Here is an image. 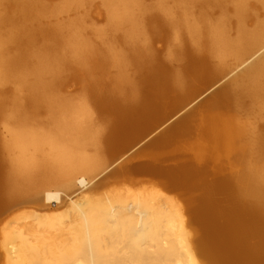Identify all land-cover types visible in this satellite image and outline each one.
I'll return each mask as SVG.
<instances>
[{
	"label": "bare ground",
	"instance_id": "6f19581e",
	"mask_svg": "<svg viewBox=\"0 0 264 264\" xmlns=\"http://www.w3.org/2000/svg\"><path fill=\"white\" fill-rule=\"evenodd\" d=\"M82 1L85 0H65L62 8L77 6ZM176 1L184 3L187 9L177 18H172V11L162 3L159 6L168 17L164 23L185 28L197 50L193 53L186 48L183 52L191 59L188 69L190 77L198 78L206 73L214 77H227L248 62L215 94L221 97L218 104L220 111L216 114L215 111L211 112L206 119L208 142L214 148L226 151V157L230 154L237 164L239 160L244 164L232 175L217 176L214 186L226 191L229 198L225 206L218 205L206 195L202 207L196 209V217L203 221L201 226L204 228L199 242L203 243L208 237L199 255L191 244L187 224L181 215L169 213L160 203L155 207L147 198H136L134 204L125 205L121 211L112 209L108 214L114 223L106 224L105 229L112 235L120 229L131 236L133 233L136 245L142 244L147 237L157 240L160 243L157 256L148 257V262L152 264H202L199 258L205 264H264V164H258L264 162V133L261 135L256 131L257 121L250 123L257 125L252 127L242 120H235L250 114L253 108L250 115H259L256 107L262 114L264 112V0ZM103 2L108 7L111 31H123L120 38L128 51L108 45L109 41L104 35L106 29L96 30L104 47H94L83 37L76 23L74 27L57 24L47 29L38 28L44 33L45 43L36 47L33 45L36 33L24 25H16L19 19L38 17L43 9L40 2L8 0L11 9L21 13L19 18L0 11L1 23L14 25L0 35V85L11 80L15 85L9 107L5 108V101L0 100V122H6L8 132V138L2 144L9 152L7 166H0V211L17 201L29 200L33 190H41L47 185L60 183L68 188H85L91 183L85 177L86 173L95 172L103 166L83 151L85 140L96 144L100 142V134L93 130L91 124L95 108L93 104L117 117L115 125H118V129L114 135L119 137L120 134H130L137 125L160 110L166 89L182 86L177 73L156 64L146 50L141 49L144 31L135 13L138 2ZM13 47L17 51L11 56L6 55V49ZM258 52L261 53L254 58ZM131 61L142 68H149L150 73L144 83L152 92L133 100L129 106L125 102L128 96L125 94L131 93L133 96L134 92H138L125 73ZM110 67L117 69L113 88L102 84L98 78V74L105 73ZM68 70L73 71L75 78L87 81L90 97L73 102L54 93L55 87L64 82ZM164 86L166 89L162 88ZM32 112L36 115L44 112L47 115L46 125H31ZM244 132L248 133V137L242 143ZM208 150V147H204L205 153ZM255 155L257 159L253 158ZM250 156L253 159L248 160ZM140 170L164 176L175 175L170 168L156 169L149 164L140 165ZM200 172L191 165V169L183 171L184 178L179 177L178 181L191 180ZM47 201L54 205L61 202L60 192L48 191ZM72 202L76 203L75 200ZM76 210L81 217L85 215L82 206H77ZM84 221L88 222L87 216ZM41 224L45 228H58L55 239L63 242L68 226L53 221ZM137 224L140 230L136 229ZM29 226L38 232L33 228L35 224ZM87 227L90 233L76 230L74 249L61 250L62 259L56 261L68 264L73 256H81L82 249L78 246L82 244V239L87 238L92 245L91 237H97V228L94 227L92 231L89 225ZM148 230H152V233ZM163 234L175 236L163 241ZM35 238L33 242L34 239L19 231L5 234L3 248L6 264H17L19 259L26 264H52L49 258L56 257L58 252L50 246V237L37 234ZM84 261L80 260V264H85Z\"/></svg>",
	"mask_w": 264,
	"mask_h": 264
},
{
	"label": "rangeland",
	"instance_id": "374dc122",
	"mask_svg": "<svg viewBox=\"0 0 264 264\" xmlns=\"http://www.w3.org/2000/svg\"><path fill=\"white\" fill-rule=\"evenodd\" d=\"M36 1L40 2L43 7L39 11L38 17L27 20L19 19L17 21L19 24L16 25L17 27L24 25L36 33L34 46L40 47L45 43L43 40L44 33L38 31V28L47 29L57 24L74 27L76 23L84 35L83 37L94 47H104L101 36L96 33V30L106 29L104 35L109 41L108 45L117 50L128 51L120 38L123 31H111L110 29L108 7L103 0H85L77 6L67 8H62L65 0ZM135 1L139 4L135 13L139 16V25L144 31L140 41L141 49L146 50L153 62L177 73L182 83L181 88L166 89L165 86L162 87L166 89V93L162 99L160 110L137 125L130 131V134H118L120 138L114 135L118 129V125H115L117 117L111 112L98 109L97 105L93 104L92 107L95 108L91 124L93 130L100 134V142L96 144L85 140L86 146L83 151L100 161L103 166L95 172L86 173L85 177L91 183L85 188L80 186L68 188L60 183L47 185L41 190H33L32 198L29 200L17 201L18 203L15 202L10 207L1 210L0 264H6L3 243L7 233L19 231L24 233V236L34 239L33 242L36 241L35 235L37 234L50 237V246L58 252V255L49 258V262L60 264L56 259H62L61 250L64 252L74 249L76 230L79 229L78 232L80 233H82L81 230H87V233H90L88 225L92 231L94 227L97 228V237H91L92 245L87 242V238L82 239V244L78 246L79 249H82L81 256H73L68 260V264H80V260H85V264H152L148 262L150 260L148 257L157 256L158 246H160L157 240L147 237L142 244L136 245L133 240L136 237L133 233L131 236L123 233V229H120L112 235L105 229L106 224L113 225L114 223L110 221L108 213L112 209L115 211L123 210L125 205L134 204L133 200L136 198H147L153 202L155 207L160 203L169 213L180 214L182 220L187 224L191 244L197 254L206 245L208 237L203 243L199 242V237L203 234L204 228L201 226L203 221L196 217V209L202 207L206 195L218 205L225 206L229 198L226 191H221L214 186L217 176L219 174L221 176L232 175L234 171L240 170L244 164L240 160L237 164L235 158L231 157L230 154L226 157V151H221L218 147L214 148L208 142L206 119L208 120V114L211 112L215 111L216 114L220 111L218 104L221 97L215 94L248 62L227 77H214V75L210 76L207 73L198 78L190 77L188 69L191 66V59L183 52L186 48L193 53L197 50L192 45L190 35L185 28L177 24L167 26L164 23L168 17L159 6L162 3L172 11L171 17L177 18L181 16L183 11L187 10L185 4L176 0ZM0 3L2 4L0 7L2 13H8V16L12 15L13 18L20 17L19 10L13 11L8 0H1ZM195 13L198 12L195 11ZM13 27L14 25L0 21V35H4ZM10 49H6L8 56L17 51L14 47ZM260 53L258 52L254 58ZM125 73L130 82L138 89V92H134L133 96L131 93L125 94L128 95L125 96L126 98L124 97L125 102L130 106L133 100L152 92L151 88L144 83L150 70L148 67L142 68L138 63L131 61ZM116 74L117 69L110 67L105 73L98 74V78L102 84L111 85L113 88L115 87L113 77ZM86 84V80L75 78L73 71L68 70L65 72L64 82L55 87L54 93L70 101L78 102L91 95ZM14 89L15 85L12 80L0 85V100L5 101V108L10 105L9 99L14 96ZM253 110L254 108L251 109L250 114ZM256 110L259 115L255 117L248 113L242 115L241 119L235 120H242L244 124L251 122L255 124L257 121L258 130L256 131L262 135L264 133V112L262 114V111L257 107ZM30 114L33 116L29 122L33 126L47 122V115L44 112L39 113L40 115L33 112ZM5 124V121L0 122V157L2 159L0 166L4 167L7 166L9 155L2 144L4 139L8 138ZM250 125L252 127L257 126ZM245 137H248V133L244 132V136L241 138L242 143L247 140ZM204 147H208L210 150L205 153ZM256 157L257 155L253 158ZM253 158L250 156L248 160ZM146 164L152 165L156 169L170 168L175 171V175L166 174L164 176L159 173L140 170V165ZM258 164L263 165L264 162L261 161ZM191 165H194L201 172L191 180L178 181L179 177L184 178L183 171L187 168L191 169ZM48 191L60 192L61 202L54 205V203L47 201ZM73 200L76 203H73ZM77 206H82L85 210V215L82 214V217L76 210ZM86 216L88 222L84 221ZM44 221L59 222V225L69 227L67 234L63 237V242H58L55 239L58 228L42 227L41 223ZM29 224H35L33 228L38 229V232H34ZM138 226L140 225L137 224L136 229L140 230ZM148 232L152 233V230H148ZM174 236L173 234H163L161 239L166 241ZM145 258L148 260L145 261ZM199 259L202 264H205L202 258ZM17 264L26 263L19 259Z\"/></svg>",
	"mask_w": 264,
	"mask_h": 264
}]
</instances>
